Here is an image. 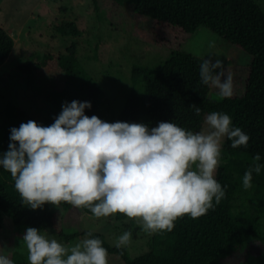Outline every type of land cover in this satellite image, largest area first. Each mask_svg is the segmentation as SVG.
Wrapping results in <instances>:
<instances>
[{"label":"clouds","instance_id":"9594fccd","mask_svg":"<svg viewBox=\"0 0 264 264\" xmlns=\"http://www.w3.org/2000/svg\"><path fill=\"white\" fill-rule=\"evenodd\" d=\"M200 81L230 98L233 77L225 74L221 59L200 64ZM90 102L73 100L48 126L29 120L10 129L8 150L0 154V166L11 174L23 202L31 209L46 203L67 202L88 208L97 217L120 213L142 223L149 233L171 231L185 215L193 219L207 213L225 196L215 179L222 140L231 146H247L249 136L232 125L231 117L211 112L206 129L192 132L173 122L149 127L136 122H107L85 115ZM200 108H195L196 115ZM260 155L254 157L259 162ZM254 163L243 176L251 188ZM88 237L92 234L89 232ZM131 232L121 234L115 247L131 241ZM29 264H108V252L98 238H85L74 246L48 239L35 227L23 237ZM0 264H14L0 255Z\"/></svg>","mask_w":264,"mask_h":264},{"label":"trees","instance_id":"16d2710c","mask_svg":"<svg viewBox=\"0 0 264 264\" xmlns=\"http://www.w3.org/2000/svg\"><path fill=\"white\" fill-rule=\"evenodd\" d=\"M118 5L130 8L134 13L149 17L156 22L192 33L205 23L219 3L234 5L240 11L239 0H114ZM243 14V13H241ZM56 31L73 39L79 34L75 22H62ZM14 45L13 38L0 25V66L7 60ZM204 59L181 50H173L159 69L135 65L132 68V89L123 107L115 117L109 113V106L102 88L81 68L77 59L75 39L58 57L63 71V86L60 90L45 93L48 116L38 117L25 111L18 104L6 101L4 119L0 122V154L8 150L10 129L18 128L29 120L48 126L62 111V105L73 100L90 102L85 109L107 122H136L156 127L158 122H173L182 128L199 132L204 116L221 112L231 117L232 125L239 127L249 136L247 146L233 148L231 141L224 138L220 163L215 179L225 188V196L219 204L206 214L193 219L188 215L178 218L171 231H157L153 234L149 251L130 258L127 250L111 246L103 234L92 231L72 233L58 232L66 242L78 236L98 238L109 254L118 255L124 264H220L231 256L250 237H256V226L264 217V44L253 54L252 62L241 96L223 98L221 101L208 99L210 85L200 81L199 69ZM31 64L18 66L29 78ZM29 67V68H28ZM35 67H40V64ZM140 89H138V86ZM105 107V110L103 109ZM200 108L196 115L195 108ZM259 154V162L254 157ZM254 163L261 165L259 174L253 173L252 187L246 191V199L256 201L258 209L252 213L245 203L235 204L238 193L243 190V176ZM63 209L72 205L58 204ZM92 214L90 209L82 208ZM120 220L125 215L116 213ZM3 216L9 217L22 233L27 227L52 228L55 224L53 204L46 203L39 209L25 204L15 188L11 174L0 166V228ZM88 237V236H87ZM252 264H264V247L255 254ZM14 264H27L26 253L14 250L11 254Z\"/></svg>","mask_w":264,"mask_h":264},{"label":"rangeland","instance_id":"374dc122","mask_svg":"<svg viewBox=\"0 0 264 264\" xmlns=\"http://www.w3.org/2000/svg\"><path fill=\"white\" fill-rule=\"evenodd\" d=\"M239 6L240 11L236 12L234 5L219 3L204 24L192 33H185L138 15L114 0H0V25L16 41L0 66V122L5 117L4 105L8 100L40 118L48 116L44 95L62 88L64 78L58 57L74 39L81 68L102 88L109 113L115 117L132 89L133 66L159 69L173 50L204 60L221 59L225 74L233 77V96H241L253 54L264 44V0H239ZM67 21L75 22L79 29L74 39L56 31L57 25ZM26 64L34 66L29 78L18 69ZM38 64L40 67H35ZM207 97L215 101L224 98L211 85ZM85 115L94 114L85 110ZM206 116L201 130L207 128ZM246 191L243 188L238 193L235 204L245 203L256 213L257 203L246 199ZM53 210L54 227L39 230L46 238H54L63 245L74 246L89 237L81 235L66 242L58 235L60 231L103 234L111 246H115L121 234L130 231L131 241L124 247L130 258L151 248L154 233L144 231L136 219L118 220L114 214L97 218L74 206L63 209L53 205ZM1 226L0 255L10 258L14 250H19L28 257L22 239L25 230L18 232L7 216H3ZM256 232V237L248 238L220 264H252L255 254L264 247V217ZM108 264H124V261L108 253Z\"/></svg>","mask_w":264,"mask_h":264},{"label":"crops","instance_id":"0c3cea01","mask_svg":"<svg viewBox=\"0 0 264 264\" xmlns=\"http://www.w3.org/2000/svg\"><path fill=\"white\" fill-rule=\"evenodd\" d=\"M7 31V30H6ZM11 36V35H10ZM12 37V36H11ZM13 42H14V45L16 44V41L14 40V38H13ZM13 45V46H14ZM2 223H3V219H2ZM2 227V226H1ZM1 229V228H0ZM0 238H1V240H3V237H2V235H0ZM12 254V253H11ZM10 259H11V255H10Z\"/></svg>","mask_w":264,"mask_h":264},{"label":"bare ground","instance_id":"6f19581e","mask_svg":"<svg viewBox=\"0 0 264 264\" xmlns=\"http://www.w3.org/2000/svg\"><path fill=\"white\" fill-rule=\"evenodd\" d=\"M26 66V65H25ZM34 67V66H33ZM29 68V67H28ZM27 76V75H26ZM28 79V78H27ZM30 80V79H29Z\"/></svg>","mask_w":264,"mask_h":264}]
</instances>
